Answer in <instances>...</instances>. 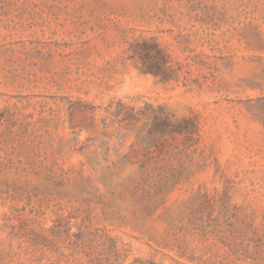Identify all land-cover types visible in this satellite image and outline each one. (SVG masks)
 <instances>
[{"label": "rangeland", "instance_id": "374dc122", "mask_svg": "<svg viewBox=\"0 0 264 264\" xmlns=\"http://www.w3.org/2000/svg\"><path fill=\"white\" fill-rule=\"evenodd\" d=\"M0 264H264V0H0Z\"/></svg>", "mask_w": 264, "mask_h": 264}]
</instances>
